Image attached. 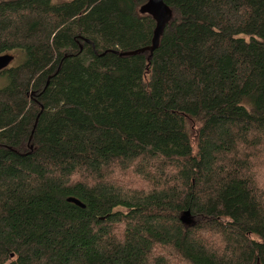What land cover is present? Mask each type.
<instances>
[{"label":"trees","instance_id":"trees-1","mask_svg":"<svg viewBox=\"0 0 264 264\" xmlns=\"http://www.w3.org/2000/svg\"><path fill=\"white\" fill-rule=\"evenodd\" d=\"M148 2H0V264H264V0Z\"/></svg>","mask_w":264,"mask_h":264},{"label":"water","instance_id":"water-1","mask_svg":"<svg viewBox=\"0 0 264 264\" xmlns=\"http://www.w3.org/2000/svg\"><path fill=\"white\" fill-rule=\"evenodd\" d=\"M141 12L150 14L155 19L157 27L152 40V45L144 50H139L138 52L139 53H142L144 51L152 52L157 47L164 26L169 22L171 18V11L163 4L162 0H149L148 4H146L141 9ZM133 54H135V52L130 53L129 55H133ZM12 61H13V57L10 55L0 56V72L8 68V66L11 64ZM69 202L81 206L77 201L73 199L69 200ZM188 216H189V212L187 211L182 216L183 220L187 221Z\"/></svg>","mask_w":264,"mask_h":264},{"label":"rangeland","instance_id":"rangeland-1","mask_svg":"<svg viewBox=\"0 0 264 264\" xmlns=\"http://www.w3.org/2000/svg\"><path fill=\"white\" fill-rule=\"evenodd\" d=\"M2 1H9V0H0V2ZM54 2L58 1V0H52ZM12 55L14 57V60L11 62V64L9 65V68H14L19 66L24 60H25V55L23 52L17 50V51H13ZM7 79L5 77H0V89L5 87L7 85ZM187 221H191V219L187 218Z\"/></svg>","mask_w":264,"mask_h":264}]
</instances>
